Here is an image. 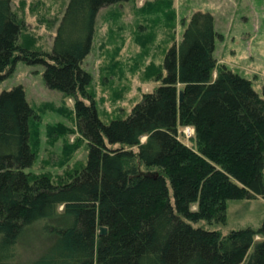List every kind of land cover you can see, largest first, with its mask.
I'll return each instance as SVG.
<instances>
[{
    "label": "trees",
    "instance_id": "trees-1",
    "mask_svg": "<svg viewBox=\"0 0 264 264\" xmlns=\"http://www.w3.org/2000/svg\"><path fill=\"white\" fill-rule=\"evenodd\" d=\"M121 1L68 0L45 51L19 43L23 24L0 0V78L17 59L42 62L47 86L73 96L88 141L69 179L33 178V109L21 85L0 92V264H17L36 224L53 244L27 264H264V220L226 233L197 224L224 219L228 198L264 197V88L217 64L212 14L197 10L165 52L159 84L104 122L81 62L98 10ZM187 125L191 143L179 136Z\"/></svg>",
    "mask_w": 264,
    "mask_h": 264
},
{
    "label": "rangeland",
    "instance_id": "rangeland-1",
    "mask_svg": "<svg viewBox=\"0 0 264 264\" xmlns=\"http://www.w3.org/2000/svg\"><path fill=\"white\" fill-rule=\"evenodd\" d=\"M67 2L11 0L12 9L23 24L19 43L29 49L51 50ZM197 10L212 14L213 56L217 64H224L250 79L252 87L262 93L264 0L121 1L98 10L91 48L81 62L91 75L86 89L93 96L97 113L104 122L127 116L143 93L159 84L161 75L165 74V52L181 40L190 16ZM43 70L42 62L17 59L12 70L3 71L0 92L21 85L33 109L30 126L35 159L26 170H30L33 178L46 174L52 181L62 182L85 164L88 141L78 130L73 96L48 87ZM187 127L178 128L179 136L191 143L188 138L193 128ZM61 208L62 205L58 207ZM263 220L264 197L258 195L228 198L224 219L217 222L201 219L197 224L226 233L245 226L256 229ZM40 225L23 232L17 264L33 261L52 246L54 237L49 239ZM252 250L253 245L248 253Z\"/></svg>",
    "mask_w": 264,
    "mask_h": 264
},
{
    "label": "water",
    "instance_id": "water-1",
    "mask_svg": "<svg viewBox=\"0 0 264 264\" xmlns=\"http://www.w3.org/2000/svg\"><path fill=\"white\" fill-rule=\"evenodd\" d=\"M183 95H184V91H183L182 89H180V90L178 91V101H179V102H181V101L183 100ZM105 232H106V227L103 226V225H100V226H99V231H98V233H99L100 235H102V234H104Z\"/></svg>",
    "mask_w": 264,
    "mask_h": 264
},
{
    "label": "built area",
    "instance_id": "built-area-1",
    "mask_svg": "<svg viewBox=\"0 0 264 264\" xmlns=\"http://www.w3.org/2000/svg\"><path fill=\"white\" fill-rule=\"evenodd\" d=\"M187 126H188L187 128H189V129H190L189 125H187Z\"/></svg>",
    "mask_w": 264,
    "mask_h": 264
},
{
    "label": "crops",
    "instance_id": "crops-1",
    "mask_svg": "<svg viewBox=\"0 0 264 264\" xmlns=\"http://www.w3.org/2000/svg\"><path fill=\"white\" fill-rule=\"evenodd\" d=\"M257 237H259V235H256Z\"/></svg>",
    "mask_w": 264,
    "mask_h": 264
}]
</instances>
